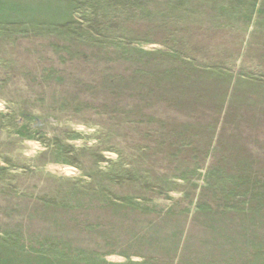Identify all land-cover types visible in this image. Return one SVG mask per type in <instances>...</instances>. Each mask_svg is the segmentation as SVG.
<instances>
[{
  "label": "rangeland",
  "instance_id": "1",
  "mask_svg": "<svg viewBox=\"0 0 264 264\" xmlns=\"http://www.w3.org/2000/svg\"><path fill=\"white\" fill-rule=\"evenodd\" d=\"M0 264H264V0H0Z\"/></svg>",
  "mask_w": 264,
  "mask_h": 264
}]
</instances>
